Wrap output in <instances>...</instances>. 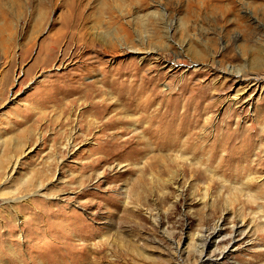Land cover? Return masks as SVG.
<instances>
[{
	"label": "rangeland",
	"instance_id": "1",
	"mask_svg": "<svg viewBox=\"0 0 264 264\" xmlns=\"http://www.w3.org/2000/svg\"><path fill=\"white\" fill-rule=\"evenodd\" d=\"M119 2L0 0V264H264V0Z\"/></svg>",
	"mask_w": 264,
	"mask_h": 264
},
{
	"label": "bare ground",
	"instance_id": "2",
	"mask_svg": "<svg viewBox=\"0 0 264 264\" xmlns=\"http://www.w3.org/2000/svg\"><path fill=\"white\" fill-rule=\"evenodd\" d=\"M79 1V0H78ZM83 2V1H82ZM144 5V4H143ZM77 7V6H76ZM80 7V6H79ZM73 9V8H72ZM76 9V8H75ZM124 9V6L122 3L118 1H114V0H105V3H102L100 4V6L98 7L97 11V15L99 14V18L95 21V27L96 25H102V21H101V17L105 16V14L107 16H113L115 14L118 13L119 10H123ZM195 9H197V4H194V3H190L189 2V5L187 6V14L189 17L193 18V17H196V16H200L202 13H203V10L205 9L204 7H199L198 8V11H196ZM78 11V10H77ZM123 12V11H122ZM131 12V11H130ZM235 12V6L233 3H230L228 6H226V9L224 8V10L222 11V16H221V20L222 19H226L227 16L231 15V13L233 14ZM72 15V13H71ZM76 15V14H75ZM82 12L79 13V16H75V22L74 23V26L73 28L77 29V28H80V36H81V41H83V39H85L84 41L87 43V47L90 46V43L91 41H93V38L89 40V43L87 42V36L88 35H91L89 33V30L90 28L89 27H86L87 25V22L90 20L89 18H82ZM84 17V16H83ZM90 17V16H89ZM139 19V18H138ZM80 20V21H79ZM71 21V19H70ZM153 21V24H150V23H143L142 20H140V24L142 25L140 28L141 30L143 31H146L147 29H149V26H154V27H159V23L156 21V19L153 17L152 19ZM138 23V22H137ZM69 27V26H68ZM99 27V26H97ZM152 28V27H151ZM160 28V27H159ZM94 29V27L92 28ZM98 29V28H97ZM101 29V28H99ZM91 31V30H90ZM187 31V29L185 30V32ZM129 32V31H128ZM155 32V31H154ZM183 33V32H182ZM155 34V33H154ZM157 34V33H156ZM112 35L111 32L109 31H106V33L104 34H101L98 35V37L100 36L101 40H104V42L106 41L107 42V39L108 38H112ZM131 36V35H130ZM156 36V35H155ZM126 37V36H125ZM83 38V39H82ZM130 38V37H129ZM156 38L159 39V42H162V39H164V37H159V35L157 34ZM98 40V39H97ZM118 40V39H117ZM121 40V39H120ZM128 41V40H127ZM98 42V41H97ZM126 42V41H125ZM129 42V41H128ZM132 42V41H131ZM103 43V41L101 42ZM109 43V42H108ZM96 44V42H95ZM117 44V43H115ZM121 44V43H120ZM126 44V43H125ZM123 44V45H125ZM130 44V43H129ZM102 47L104 45V48H99L100 50H98L96 53H98L99 55L101 56H104V59H105V62L107 63H112L116 58H120V56H123V55H126L128 52L123 50V53L121 52V50H119L117 47H120V46H116L114 44H101ZM118 45V44H117ZM133 45V44H132ZM122 47V46H121ZM121 49V48H120ZM194 51V54H196V52L198 51L197 48H193L192 49ZM135 51V50H134ZM126 53V54H125ZM159 53V52H158ZM161 53V52H160ZM169 53V52H168ZM156 57V56H155ZM164 59L166 58H163L161 56V54H159L157 56V61L158 62H161L163 61ZM173 59V58H172ZM186 62L184 60H180V59H177L176 62L174 61V63L172 64V67H177V66H180V65H183L185 64ZM135 66V62L134 61H131V62H127V63H124L123 65H121L120 67H117L115 68L114 70H110V71H107L105 72V76L106 77H113V80L111 81L112 83L113 82H117L120 81L124 75L126 76L127 75V72L131 69V68H134ZM138 68V67H137ZM136 68V69H137ZM135 69V68H134ZM139 69V68H138ZM131 71V70H130ZM138 72V71H137ZM241 72L240 71H235V72H231L230 76L231 78H228V79H231L230 81H234V82H237V84H242L243 83V74L242 75H239V73ZM135 74V73H134ZM130 75V74H129ZM136 75V74H135ZM137 78V77H136ZM136 78H133V81L136 79ZM148 78V77H147ZM227 78V77H226ZM131 79V78H130ZM108 80V79H107ZM146 80V79H145ZM150 80V79H149ZM148 80V81H149ZM243 80V81H242ZM109 81V80H108ZM143 81V79H142ZM72 82V81H71ZM105 82V80H104ZM150 82V81H149ZM110 83V82H109ZM107 83V84H109ZM146 83V82H145ZM106 84V83H105ZM135 86V85H134ZM150 86V85H149ZM71 87V86H70ZM156 87V86H155ZM103 87H101V91L100 93H97L98 97L102 98V101H100V103H104L107 108H108V103L105 102V99H104V96H102V94L105 93V90L102 89ZM153 90V88H152ZM146 92V88L142 85H139L137 87H132V89H129L128 91H125L124 94H122V97L121 99H124V101L127 99L129 101H133L135 104H134V108L135 109H138V110H141L143 112H149L150 109H151V106H147V105H144L143 101H139V98L144 95ZM150 93V92H149ZM157 94V93H156ZM88 96L89 93H87ZM97 95H94L97 96ZM93 97V98H94ZM152 97V96H151ZM152 100V99H151ZM98 102V101H97ZM133 102H131L133 104ZM155 102V101H154ZM130 103V102H129ZM152 103V102H151ZM103 104V105H104ZM131 105V104H130ZM129 105V106H130ZM190 105V104H189ZM100 106V105H99ZM105 106V107H106ZM104 107V106H103ZM116 110V109H115ZM157 110V109H156ZM102 111V110H101ZM167 111V110H166ZM156 112V111H155ZM152 113V112H151ZM159 113V112H158ZM185 113V112H184ZM170 115V114H169ZM173 115V114H172ZM184 115V114H183ZM162 116V115H161ZM164 116V115H163ZM169 117V116H168ZM174 117V116H173ZM194 117V116H193ZM161 118V117H160ZM171 118V117H170ZM156 119V118H155ZM172 119V118H171ZM185 119V118H184ZM151 120V118H150ZM162 120V119H161ZM188 120V119H186ZM171 122V121H170ZM180 122V121H179ZM158 123V122H157ZM162 123V122H161ZM111 125V124H110ZM182 126V125H181ZM191 129V127L189 125L185 126L184 128L180 129L177 131V129L175 128L173 122L172 124H167V125H157V127L153 128V127H149L147 128V131L151 134V133H155V132H160V131H163V133H168V134H171L173 133L172 135H170L169 138H163L161 139L160 141L162 142V140H164L163 142V145H166L169 141H176L178 142L179 139L186 133V132H189L188 130ZM161 134V133H160ZM156 139V137H155ZM175 143V142H174ZM219 226L215 229V232L216 231H219ZM214 232V233H215ZM215 235V234H213ZM210 236V234H209ZM209 244V243H208Z\"/></svg>",
	"mask_w": 264,
	"mask_h": 264
}]
</instances>
